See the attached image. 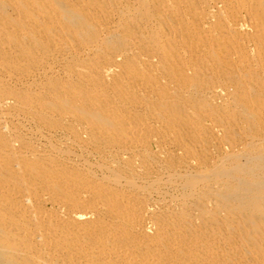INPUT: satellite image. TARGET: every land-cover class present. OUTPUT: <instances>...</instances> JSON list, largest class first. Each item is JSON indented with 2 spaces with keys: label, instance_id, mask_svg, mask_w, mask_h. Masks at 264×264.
Returning <instances> with one entry per match:
<instances>
[{
  "label": "bare ground",
  "instance_id": "obj_1",
  "mask_svg": "<svg viewBox=\"0 0 264 264\" xmlns=\"http://www.w3.org/2000/svg\"><path fill=\"white\" fill-rule=\"evenodd\" d=\"M21 122L0 264H264V0H0Z\"/></svg>",
  "mask_w": 264,
  "mask_h": 264
},
{
  "label": "rangeland",
  "instance_id": "obj_2",
  "mask_svg": "<svg viewBox=\"0 0 264 264\" xmlns=\"http://www.w3.org/2000/svg\"><path fill=\"white\" fill-rule=\"evenodd\" d=\"M21 125H23V126H25L26 127V130L23 128V132L20 134V133H18V132H13L12 133V131H13V129H11V131L9 130V129H6V130H2V131H5V132H2V131H0V135H2V137H1V139L2 140H4V138H5V141H8V138H9V142L11 141V142H13V141H21L22 142V140H23V144H33V145H35V146H38L39 148H42L43 149V147H44V145L45 144H49L48 142H46L44 139H42L41 137H38L37 135H36V131H35V129L32 127V126H29V125H27V123H24V122H21ZM29 131H28V130ZM7 130H9V131H7ZM10 132H11V134H10ZM2 133V134H1ZM5 135H4V134ZM6 134H8L7 136H6ZM5 137H4V136ZM16 135V136H15ZM18 135V136H17ZM6 137H7V139H6ZM56 137V138H55ZM53 139V144H55L56 142H57V144L56 145H60V142H62L61 144H62V146H57V147H63V145L65 144V143H63V141H64V137H62V135L61 134H58V135H56ZM59 137V138H58ZM61 138H63V139H61ZM58 141H60L59 143H58ZM25 142V143H24ZM46 142V143H45ZM65 142V141H64ZM36 143V144H35ZM43 144V145H42ZM41 145H42V147H41ZM92 160V159H91ZM96 159H93V161H95ZM93 161H91V163H94ZM97 161V160H96ZM95 161V162H96ZM102 161H105V162H110L111 161V158H110V156L109 155H107V156H105L104 158H103V160ZM169 193H171V191H169ZM155 198V199H154ZM167 199V200H166ZM164 201H158V199H157V197L156 196H154L152 199H151V201L152 200H157V202H159V203H162V204H169V199L168 198H166ZM169 200V201H168ZM152 202H156V201H152Z\"/></svg>",
  "mask_w": 264,
  "mask_h": 264
}]
</instances>
